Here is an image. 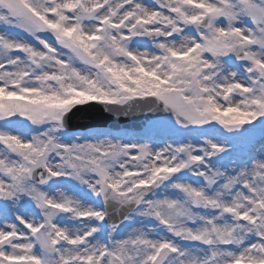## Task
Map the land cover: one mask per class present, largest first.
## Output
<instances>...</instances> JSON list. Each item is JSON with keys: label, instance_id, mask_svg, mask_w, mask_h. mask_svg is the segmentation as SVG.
Segmentation results:
<instances>
[{"label": "snow or ice", "instance_id": "snow-or-ice-1", "mask_svg": "<svg viewBox=\"0 0 264 264\" xmlns=\"http://www.w3.org/2000/svg\"><path fill=\"white\" fill-rule=\"evenodd\" d=\"M0 264H264V0H0Z\"/></svg>", "mask_w": 264, "mask_h": 264}]
</instances>
